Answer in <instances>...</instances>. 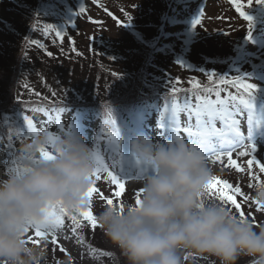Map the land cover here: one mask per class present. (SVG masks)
<instances>
[{
  "label": "clouds",
  "instance_id": "1",
  "mask_svg": "<svg viewBox=\"0 0 264 264\" xmlns=\"http://www.w3.org/2000/svg\"><path fill=\"white\" fill-rule=\"evenodd\" d=\"M41 146L55 159H40ZM19 153L22 167L0 179V264H46L45 249L27 242L31 222L56 201L69 211L83 207L96 160L74 123L52 144L39 131ZM125 155L145 169L140 203H105L96 219L128 264H183L184 251L213 255L221 264H235L241 254L264 259V225L206 200L213 173L200 145L137 131ZM250 198L264 205V184H255Z\"/></svg>",
  "mask_w": 264,
  "mask_h": 264
},
{
  "label": "trees",
  "instance_id": "2",
  "mask_svg": "<svg viewBox=\"0 0 264 264\" xmlns=\"http://www.w3.org/2000/svg\"><path fill=\"white\" fill-rule=\"evenodd\" d=\"M21 1L10 0L11 7L9 9L17 13L15 14L17 18L15 21L10 22V24L4 23L0 25V34L5 39L4 43H0V59L5 62L3 64H6L3 65L0 63V96L2 97L0 99L1 132L6 126L3 123V117L8 115L9 111L12 113L13 118L20 119V114L26 110L23 108L15 111L9 110V106L11 107L14 104L22 105L27 102H34L37 105L49 109L68 107L74 111L93 110L100 113L108 122L109 110H111V114L116 119L117 125L126 132L129 130V126L133 124L134 118L137 116H134V114H136L140 105L146 102L159 104L160 98H163L166 104L170 105L173 101V87L181 89L180 92L175 94V100H177L185 95L184 90L191 89L190 82H198L200 88H203L205 84H211L206 73H215L214 80H218L219 77L228 78L231 73L229 65L233 51L229 46L224 48L225 51L222 54H207L203 53V51L210 45H202L201 51H198L200 45L198 46L196 44L197 46L195 45L189 53L188 63L184 64L183 67L177 63L179 60L172 51H156L154 47L155 38L152 35L155 34L157 22L151 20L158 16V19L155 20L160 21L159 16L166 6V0H148L149 17L146 22V27L143 28L141 25L143 23V16L139 22L133 21L140 33L138 32L139 35L136 38H131L132 41L130 44H126L124 50L121 52L116 51L113 45L107 46L108 43L106 42H98L90 46L87 45L85 49L80 46L78 47L76 44V32L69 30L65 32L63 40L51 34L48 37L50 39L47 41V44H43L44 47H40L41 44L32 42L31 37L32 32L35 30L39 32L43 31V33L46 32L45 10H47V0ZM141 8L143 9V5ZM233 34L238 35L237 32ZM54 46H58V48L55 49ZM37 52L43 54L45 62L46 60H51L55 66L62 61L63 65L61 69L64 71L67 68L65 73H61L64 78L78 75L75 73V65L70 68L71 62L78 60V56L83 58V63L81 65L77 64L76 72L82 66L80 83L83 86L85 85L84 88L80 86L79 89L77 82L67 81V87L70 89L68 90V96L62 97L59 95L56 97L50 92L44 91L40 94L35 93V95H31L30 91L33 90L31 85L28 86V93L24 88V92L29 99L22 97L19 94V82L21 83V77L27 69L38 66L39 53ZM47 52H51L52 56H48ZM200 54H202V58L199 57ZM89 58H91L90 61ZM201 69L204 71H200ZM89 70L91 72L99 70L100 79L102 81L106 79V81L102 82L96 78L97 83L91 80L89 83H85L84 79L87 80V78L83 77V75H87ZM111 80L114 81L113 84L111 86L107 85L108 81ZM86 85L89 87L88 90L85 89ZM220 86L222 85L217 84L218 88L223 87ZM212 95L215 94L212 93ZM166 97L167 99H165ZM0 136H3V139L0 140V146L9 153L7 145L11 142L13 146L12 154H15L20 159L19 149L24 142L22 140L15 141L18 135H14L13 131H11ZM9 136L13 138L11 141L8 139ZM108 198L113 197L108 196ZM205 198L209 202L224 205L215 196L205 195ZM120 202L122 201L115 198L114 203ZM246 205L248 207L252 206L264 215V211H259L258 205L253 201ZM229 209L231 210V208ZM77 214L79 215V213ZM101 234L98 233L96 237L103 236ZM84 243L86 244L84 246H87L86 254L89 256H91L90 254L100 256L102 264H116L117 262L120 263L123 261L122 257L124 256L121 257L118 255L120 250H118L115 244L111 243L108 237L106 238V243H103V240L98 238L96 241H92V243L86 240ZM40 244H47L53 247V258H56L54 260L56 264H65L68 260L66 258L67 255L59 251L50 242H40ZM105 253H111V255H105ZM200 255L204 260V264H221L213 255ZM61 256L65 258V261L60 259ZM189 257H192L191 253H189ZM252 258L251 256L249 259ZM186 264L190 263L186 262Z\"/></svg>",
  "mask_w": 264,
  "mask_h": 264
},
{
  "label": "rangeland",
  "instance_id": "3",
  "mask_svg": "<svg viewBox=\"0 0 264 264\" xmlns=\"http://www.w3.org/2000/svg\"><path fill=\"white\" fill-rule=\"evenodd\" d=\"M18 2H22L21 0H17ZM156 1V0H155ZM10 0H0V25H3L4 23L13 22L16 20L17 13L13 12L12 9L10 10ZM53 3V4H52ZM50 4L52 8L50 9L49 15H57L58 18L54 19L50 16H47V18L50 20V26L54 24L57 27V30L62 31L64 22L68 23V19L70 16V21L74 23L80 22V29L75 33L76 36V44L78 47H83L84 49L88 45V38L89 34H93L96 37L95 43H98V41H104L108 42L109 44L113 45L115 50L118 52H121L124 50V47L126 44H130L132 41L131 37L128 36V32L124 31L122 28L118 27L117 21L115 19L119 18L118 16L119 11L123 10L125 12V16L128 17L126 20L131 21H137L139 22L142 19L143 16V23L141 24L143 28L146 27V22L148 21L149 13H148V0H53ZM146 3V4H145ZM181 7L178 8L175 12L172 10L171 14V20L169 23L171 24H182V28L179 29L180 32L177 33V36L184 37V40H191L196 35L198 28L201 27V25L206 24L207 26H204V29L208 27L210 30L217 29L216 27H221L222 29H225L228 31L227 35H222V37L213 35L210 33V31H203V33L206 34V36H202V41L198 43L197 45H200V48L198 51H201L202 45L207 46L208 48H205L203 53L207 54H213V53H219L222 54L227 46L229 45L230 38L232 34L230 33L231 28L238 26V21L236 18L232 15L230 16V12L226 10L225 0H183L181 3ZM143 5V9L141 6ZM83 8L84 11L81 12L80 9ZM118 11V13L116 12ZM203 12V16L201 18V24L197 26L195 29L192 27V20L197 18L200 15V12ZM64 15V18H59V15ZM74 12H76V16H74ZM14 13V14H13ZM93 19V20H92ZM120 19V18H119ZM155 19H158V16H156ZM151 20V21H157V20ZM180 19H184L183 21H180ZM226 19V20H225ZM64 21V22H63ZM95 22V24H94ZM230 24V25H229ZM229 25V26H228ZM228 26V27H226ZM226 27V28H225ZM55 28V27H54ZM93 32V33H92ZM234 32V31H233ZM3 38L0 37V41L4 42L5 40H2ZM254 40V41H253ZM252 40L251 46L247 48L248 54H256L261 50V45L264 44V24L256 30V33L254 35V38ZM228 43V45H226ZM186 44V43H185ZM196 45V46H197ZM211 49H210V48ZM55 49L58 48V46H54ZM39 53V52H37ZM199 54V53H198ZM202 54L199 55L200 58ZM193 56V55H192ZM39 59H38V66L35 68H29L26 70V72L23 73V76L21 77V83L19 82V94L24 97L28 98L27 94L24 92V88L26 89V92L28 93V86L33 87V90L30 91L31 95H35V93L40 94L41 92H50L52 95L55 93L54 96L58 97L61 95L62 97L68 96V90H70L67 87V81H74L77 82L78 88L80 89V86H83L80 83L81 79V73H82V66L80 67V70L77 71V67L83 63L80 56H78V60H74L71 62L70 68H72L73 65H75V73L78 74L77 76H70L65 77L61 75V73H65L67 68L63 71L61 69V66L63 65V62L60 61L56 66L51 60H45L43 59V54L39 53ZM194 58V57H193ZM91 58H89V61ZM0 63H5L4 61H1ZM6 65V64H3ZM60 69V70H59ZM24 70V69H23ZM91 70L88 71L87 75H83V77L87 78L84 79L85 83H89V81H94V83H97V80L100 79V71L94 70L91 73ZM91 75V77H90ZM80 77V78H79ZM102 81V80H101ZM106 79L102 82H105ZM111 82V83H110ZM113 80L108 81L107 85L113 84ZM248 82L254 83L257 86V90L255 92L256 100L262 101L261 97L264 98V73L260 75V78L257 79H249ZM90 85V84H89ZM85 86V85H84ZM81 87V88H84ZM31 87V88H32ZM108 87V86H107ZM86 90L89 89L88 85L85 87ZM1 92V89H0ZM33 97V96H32ZM259 97V99H258ZM0 99L2 97L0 96ZM29 99V98H28ZM193 104H195V101H192ZM12 104V103H11ZM13 105V104H12ZM37 105V103H23L22 105L14 104L13 106H9V110H17V109H29L33 106ZM243 107V106H242ZM14 111H12L14 113ZM152 110L149 109L148 112ZM35 113L36 118L40 120L48 119L46 117V114L43 112H40L38 110H34L32 112ZM164 114V113H163ZM12 113L9 111L8 115L5 117H12ZM154 117V122L149 123L142 129L138 131H145L148 132L154 139L159 140H165L169 139L170 137V131L165 129H160L157 127V121L159 119H162L160 113H155L152 115ZM168 114L163 115V119L166 121ZM256 117L259 116V104L257 108V112L255 114ZM17 118V117H16ZM179 122L181 128L187 125L188 118L187 115L183 112L179 113ZM248 112L245 110L240 116L237 117L239 120V124L242 126L240 127L241 132L247 136L248 131ZM30 119V118H29ZM56 119V117H55ZM67 123L69 120L67 115H63V118H57L53 121V123L49 126L51 130H57L56 132H53V135L56 133L59 135L62 133V131L65 128L63 122V129L60 128V122H57V120H60ZM31 120V119H30ZM93 119H87L85 121L86 124H90L93 122ZM1 122V120H0ZM12 125L9 127L6 125L1 133L11 132L13 131L14 135H18L16 140H22V142H29L28 139L30 137L32 138V135L30 134V130L28 129L27 122L24 120L23 125H20V122L18 119H15L12 117ZM193 124H195V119L193 118L192 121ZM36 128V123H33ZM58 124V125H57ZM54 125V126H53ZM260 125V124H259ZM259 125L256 127L258 128ZM82 127V126H81ZM223 125L217 121V128H222ZM254 128L253 130V136L252 141L245 140L244 144L235 148L233 150L234 158L237 160L238 163H240L242 166H244L245 171L242 173H237L234 169L229 170L226 168V160L227 156L226 154L223 156V160L225 161L224 164L220 162H213V158L208 159V163L210 168L212 169L213 177L215 178H224L228 181L236 184L239 186L242 190V193L247 196L251 197L253 193V187L256 184V181L252 179V176H258L261 180H264V173H261L259 171L258 165H254L251 168V171L247 168V161L249 159H252L253 156H255L256 160L258 162H264V135L262 138H255V133L257 132V129ZM83 129V128H81ZM38 130V129H37ZM40 131V130H39ZM255 132V133H254ZM23 133V136L21 135ZM47 133H50L47 131ZM184 141H188L187 135L181 131L178 133ZM87 143H89L90 134L84 133ZM109 136V135H108ZM130 136V135H129ZM128 136V137H129ZM13 139V138H12ZM107 139L102 140L101 143L97 144L96 142L90 143L89 145L92 147L93 152H95L96 155H98L101 160L109 167L110 170H112L118 177V179L121 180L122 183L125 184V191L124 196L121 197V201L124 200H133L135 197L137 198V194L139 193V190L141 188V174L139 173V170H134L135 166L133 161L130 158H125L124 167L123 170H121L120 164L118 163L120 161V156L113 150V144L110 142L107 146ZM128 139V138H127ZM127 139H123L122 147H123V153L127 151ZM14 141V142H15ZM13 142V143H14ZM254 143L255 145V152H251V144ZM49 150V149H48ZM240 151H248L250 154L246 157H241L238 155ZM11 158H14L13 156ZM12 162L11 169H15V161L14 159H10ZM7 163V156L6 151L2 148H0V179H6L8 173V169L6 166ZM140 174V175H137ZM105 174H102V176ZM99 183V182H98ZM100 183L104 184L106 187H115L111 184L110 180L108 179H102ZM100 185V184H98ZM250 185H252L250 187ZM116 188V187H115ZM117 189V188H116ZM118 190V189H117ZM99 192L103 196V189H99ZM206 195H209L206 192ZM240 200H243L242 198H239ZM239 202V201H238ZM245 204L252 203V200H245ZM105 200L101 198V196L95 195L93 197V203L91 205V210L96 213L100 210L101 205L105 204ZM225 207L231 208L232 212L239 216V213L236 209L232 208L231 205L224 203ZM251 210H248V206L246 205V211L242 210L245 213V217L249 220H251L256 225H264V215L263 213H259L251 206ZM251 211V212H248ZM67 225L61 229L58 230L55 233V238L58 240V244L62 247H66L71 255V257H66L68 260L65 262V264H102V259L100 256H95L93 254H90L91 256L86 254L87 246L84 242L80 243L78 242L77 238L72 234L71 232V224L70 221H66ZM82 224L84 225L81 229L78 230L79 234L84 237V241H88L89 243H92V241H96V239H102L103 243H106V234L104 231L98 226L96 229H91V227L87 224V222L82 221ZM102 231V232H101ZM98 233H102L101 237H96ZM28 236H32L34 238V231L30 229ZM47 238H51L52 236L49 235ZM40 242H49L48 239L40 240L38 244L29 242L30 245H34L37 247L44 248L46 251V264H56L55 259L53 258V247L47 244H40ZM111 243H113L111 241ZM119 250V248H118ZM189 253H191L192 257H189ZM121 257L123 256L121 251L118 253ZM183 258V264H186V262H189L190 264H204V260L201 257L200 254L194 253V252H187L184 251L181 253ZM251 256L241 254L238 256L237 260L235 261V264H248L247 262L250 260ZM123 261L116 264H128V261L126 258L122 257ZM217 261H220L219 258L214 257ZM61 260L65 261L64 257H60ZM191 260V261H190ZM53 261V263H52ZM64 263V262H63ZM106 264V263H105ZM254 264H264V260H259Z\"/></svg>",
  "mask_w": 264,
  "mask_h": 264
},
{
  "label": "snow or ice",
  "instance_id": "4",
  "mask_svg": "<svg viewBox=\"0 0 264 264\" xmlns=\"http://www.w3.org/2000/svg\"><path fill=\"white\" fill-rule=\"evenodd\" d=\"M258 4H264V0H255ZM230 3L234 5L235 10L239 13L245 21L248 22L249 29V38L251 37V28L253 26L254 17L249 15L248 12L244 11L245 5L241 0H230ZM252 0H249V6L251 5ZM81 12L84 11L83 8L80 9ZM203 12H200V15L192 20V27L195 29L201 24V18ZM125 24L124 26H127ZM45 31H55L57 37H60L63 40V32L57 29H54L52 26H46ZM40 47H44L40 45ZM48 56H52L51 52H47ZM182 67L184 66L183 61H177ZM204 71V70H200ZM208 80L211 84H205L203 88H200L199 83H191V89L184 90L185 98L182 103L175 102V94L180 92L181 89L173 87V103L171 104L170 114L165 121L163 119V113H160L162 119L157 121V127L160 129H165L170 131L169 140L173 142H184V139L178 134L183 131L187 137L188 141L196 143L201 146L207 159L213 158V162L225 163L223 156L226 154V168L229 170L234 169L237 173H242L245 171L244 166L237 162L234 158L233 150L244 144L245 140L252 141L253 130L256 128L262 121H264V101H257L255 97V92L257 86L254 83L248 82L244 76L237 75L233 79H228L226 77H219L218 80H214L213 77L215 73H206ZM179 83V81H177ZM217 84L224 85V88H218ZM228 87L235 89V94L232 91H228L227 95L222 98L221 92L225 91ZM193 91L195 96L196 103L193 104L191 98L187 96L188 91ZM212 93L215 94V99L210 98ZM38 95V94H37ZM55 95V93H53ZM167 99V97L165 98ZM259 104V116L256 117ZM243 106V107H242ZM43 111L44 109H40ZM65 109L61 108L59 111L63 112ZM248 112V131L247 136H245L239 126V120L237 119L244 111ZM185 113L188 118V123L186 126L181 128L179 122V113ZM79 118L80 114L76 115L75 126L79 127ZM193 118L195 119V124L192 123ZM24 120L27 122L28 129L32 136L37 135L39 130H37L33 122L28 118L24 117ZM217 121H219L223 127L217 128ZM12 118L3 117V123L9 127L12 125ZM109 123L113 125L112 144L113 150L120 156L121 170H123L125 157L122 147V134L120 128L117 126L116 119L112 116L111 110H109ZM60 128L63 129V124H60ZM49 137V143L52 144L55 142L56 137H53L52 134L47 133ZM23 136V133L21 134ZM3 139V136H0V140ZM9 141L12 140V137H8ZM7 148L9 150V155H12L13 146L12 143H8ZM254 143L251 144V152H255ZM39 157L42 160H52L55 159L53 152L48 150L47 147H39L37 149ZM250 153L248 151H240L238 153L241 157H246ZM94 157L96 160V168L91 173L92 183L88 192L86 194V202L83 207L75 211H69L63 206L61 201H56L51 203L48 207L44 209V215L41 219L31 222L30 229L34 231V238L28 236L27 242H32L38 244L41 239H47L49 235L52 236L51 243L56 245L58 240L55 238V233L58 230L63 229L66 224L65 221H70L71 232L77 238L78 242L83 243L84 237L79 234L78 230L81 229L84 225L82 220L87 222L91 229H96L99 224L94 215V212L91 210V205L93 203L94 194L101 196L102 194L98 190V182L102 179L110 180L111 184L114 185L118 190L113 193L114 197H120L125 191V184L118 179L117 175L109 169V167L101 160V158L95 154ZM258 165L259 171L264 173V162H258L253 156L252 159L247 161V168L251 171L252 166ZM134 166L139 170V173L142 174L145 169L139 166V161H136ZM19 170V168L15 169ZM102 174H105L102 176ZM252 179L256 181V185L264 184V180H261L258 176L253 175ZM252 185H250L251 187ZM140 192L137 194L136 203H140ZM206 192L209 195L217 197L222 203L231 205L232 208L236 209L241 218H246L244 212L242 211V205L238 203V197L243 196L247 201L250 200V197L245 196L242 193V190L236 184L228 181L224 178H215L209 181ZM252 200V199H251ZM256 205H258L259 211H264V205H261L258 201L252 200ZM106 203L111 205L114 203L113 198H106ZM79 213V215L77 214ZM30 229L27 231L29 234ZM61 251H66L62 246H60ZM105 255H111V253H105Z\"/></svg>",
  "mask_w": 264,
  "mask_h": 264
}]
</instances>
